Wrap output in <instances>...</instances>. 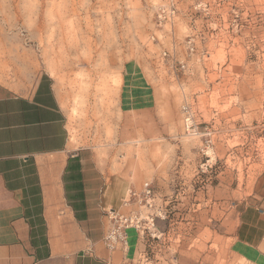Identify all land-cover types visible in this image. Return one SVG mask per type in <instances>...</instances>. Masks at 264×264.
Here are the masks:
<instances>
[{
  "label": "rangeland",
  "instance_id": "374dc122",
  "mask_svg": "<svg viewBox=\"0 0 264 264\" xmlns=\"http://www.w3.org/2000/svg\"><path fill=\"white\" fill-rule=\"evenodd\" d=\"M173 1L175 17L162 20L159 8ZM44 72L67 114L70 148L107 176L156 190L159 246L184 210L189 228L214 213L212 227L225 233L226 211L237 212L263 171L264 0H0V82L21 92ZM151 85L163 134L123 112ZM184 98L212 131L210 161L206 143L185 132ZM149 253L142 264H156Z\"/></svg>",
  "mask_w": 264,
  "mask_h": 264
},
{
  "label": "crops",
  "instance_id": "0c3cea01",
  "mask_svg": "<svg viewBox=\"0 0 264 264\" xmlns=\"http://www.w3.org/2000/svg\"><path fill=\"white\" fill-rule=\"evenodd\" d=\"M149 89L123 112L152 133L165 114L157 89ZM131 123L126 120L125 129ZM131 189L142 190L122 174L107 176L85 151L70 148L67 114L51 74L42 73L21 92L0 82V264H142L148 250L156 264H264V164L253 193L236 213L226 211L225 233L212 227L214 213L208 225L189 228L191 214L184 210L165 231L164 246L131 227L126 246L111 250L108 213L136 207L124 203ZM207 228L208 242L202 238Z\"/></svg>",
  "mask_w": 264,
  "mask_h": 264
},
{
  "label": "built area",
  "instance_id": "2783aa9c",
  "mask_svg": "<svg viewBox=\"0 0 264 264\" xmlns=\"http://www.w3.org/2000/svg\"><path fill=\"white\" fill-rule=\"evenodd\" d=\"M176 12L177 6L173 1L159 8V17L162 18V20H172ZM180 69L183 71L187 69L184 62H180ZM181 113L185 132L191 137L201 138L206 143L207 150L205 153L209 156L208 161H210L212 158L208 152L212 143V131L209 128H205L204 130L201 129L196 111L188 98H184L183 100ZM259 139L262 141V148L257 151L259 154H264V130ZM208 167L212 168L213 165H207L206 169ZM156 199V190L150 183H147L140 191L131 189L128 197L124 201L125 204L134 202L136 207L130 208L127 212L111 210L108 213L111 219V226L105 235V243L109 249L113 250L117 247H125L127 239L126 229L131 227L141 231L144 238L147 240L153 241L161 237L162 233H159L156 229V218H163L165 215L162 214L161 209V211L158 212ZM140 259L150 261L151 254L149 250L143 252Z\"/></svg>",
  "mask_w": 264,
  "mask_h": 264
},
{
  "label": "bare ground",
  "instance_id": "6f19581e",
  "mask_svg": "<svg viewBox=\"0 0 264 264\" xmlns=\"http://www.w3.org/2000/svg\"><path fill=\"white\" fill-rule=\"evenodd\" d=\"M107 66H108V65H107ZM110 68H111V67H110ZM110 68H109V70H110ZM117 79H118V78H117ZM112 80H113V79H112ZM114 81H115V80H114ZM106 83H107V82H106ZM108 83H109V82H108ZM115 84H117V83H115ZM115 84H114V85H115ZM104 85H105V84H104ZM107 86H108V85H107ZM117 87H118V86H117ZM112 88H113V87H112ZM112 88H111V89H112ZM109 89H110V88H109ZM107 90H108V89H107ZM110 91H111V90H110ZM114 91H115V90H114ZM106 92H107V91H106ZM111 94H112V93H111ZM106 95H107V94H106ZM118 95H119V94H118ZM115 97H116V96H115ZM114 99H115V98H114ZM119 99H120V98H119ZM110 101H112V99H111ZM108 103H109V102H108ZM109 104H111V102H110ZM115 104H116V103H115ZM118 106H119V104H118ZM117 108H118V107H117ZM117 108H116V109H117ZM111 109H112V108H111ZM109 110H110V109H109ZM109 113H112V111L109 112ZM113 113H114V112H113ZM103 114H104V113H103ZM114 115H115V114H114ZM106 119H107V118H106ZM117 119H118V118H117ZM109 121H110V120H109ZM118 123H119V122H118ZM108 124H109V123H108ZM111 126H112V125H111Z\"/></svg>",
  "mask_w": 264,
  "mask_h": 264
}]
</instances>
